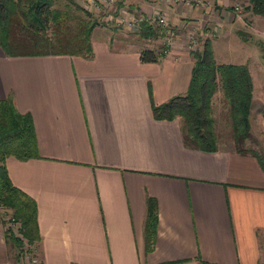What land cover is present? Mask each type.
<instances>
[{
    "label": "crops",
    "instance_id": "1",
    "mask_svg": "<svg viewBox=\"0 0 264 264\" xmlns=\"http://www.w3.org/2000/svg\"><path fill=\"white\" fill-rule=\"evenodd\" d=\"M234 1L213 0L221 7L214 11L206 4L117 1L154 26L165 17L170 46L162 27L163 34L141 38L139 23L127 30L96 25L90 54L9 55L0 46V100L10 98L31 116L37 139L38 157L9 156L5 166L12 184L36 202L40 238L32 250L42 264H264V171L257 158L218 141L215 151L193 148L181 117L159 120L152 111L187 91L189 33L246 30L244 18L228 9ZM245 15L264 34V16ZM233 46L238 54L245 43ZM143 48L167 49L157 62H142ZM148 198L158 211L150 252ZM5 228L1 223L0 264H19Z\"/></svg>",
    "mask_w": 264,
    "mask_h": 264
},
{
    "label": "trees",
    "instance_id": "2",
    "mask_svg": "<svg viewBox=\"0 0 264 264\" xmlns=\"http://www.w3.org/2000/svg\"><path fill=\"white\" fill-rule=\"evenodd\" d=\"M56 2L0 0V46L6 54L91 53L90 34L99 23L91 19L82 21L76 17V24H72L69 20L75 16L68 10L55 7ZM120 5L118 3L117 10ZM245 9L252 14L264 16V0H248ZM12 28H16V32H12ZM138 28L137 34L144 39L163 34L161 26H154L148 19H142ZM54 46L58 47L57 50ZM166 49L156 51L143 48L139 53L140 60L157 62ZM192 54L194 64L187 91L160 105H153L154 118L172 120L181 117L185 143L202 151H215L217 139L212 128L210 101L219 87L228 107L236 150L253 154L264 171V156L241 147V143L250 136L249 115L253 96V83L247 64L216 63L208 38ZM9 156L26 160L38 157L39 154L31 116L20 113L12 100L7 98L0 100V224L4 223L2 209L9 210V218L17 227L16 232L6 227L4 235L20 252L24 241L33 245L40 238L37 205L32 197L12 184L5 166ZM157 222L156 200L148 198L144 225L146 252L153 250Z\"/></svg>",
    "mask_w": 264,
    "mask_h": 264
},
{
    "label": "rangeland",
    "instance_id": "3",
    "mask_svg": "<svg viewBox=\"0 0 264 264\" xmlns=\"http://www.w3.org/2000/svg\"><path fill=\"white\" fill-rule=\"evenodd\" d=\"M204 3L206 6L210 7L212 11L221 8L216 4V2H213V0H205ZM55 7L71 12V14L75 16L73 19L69 20L72 24H76V17H79L82 21L91 19L97 21L99 24H103L107 30H111L112 27H118L119 29L124 28L127 30L128 28L118 24L117 20L121 17L125 18L128 13L131 14L128 8H120L117 10L116 3L112 7H105L104 4H99L97 9V7L92 4L91 0H57ZM236 8L238 10H236ZM228 9L233 11L234 17L239 14L242 18H244L250 28L246 25V30H234L232 31L233 33L226 36L223 28L216 30L215 32L210 31L207 36H204L194 30L191 34L198 39L196 49L201 48V44L205 38L210 39L211 44H214L215 47V54L213 58H215L219 64H236L239 63L240 60H244L246 56L248 57L247 66L251 71V78H253L252 106L249 115L250 136L241 143V147L264 156V34L256 32L257 29L255 22H253L255 24L251 25L249 17L245 15V11L247 10L245 9V4L242 0H235L232 6ZM86 12L89 15H87ZM263 23L264 22L261 24L263 25ZM15 30L16 28H12V32H16ZM239 40L245 43V46L242 50L238 51L237 54L235 52L237 51V48L232 50L230 47L233 48L234 43H237ZM57 48V46H54L55 50H57ZM219 89L220 88L218 87L210 101V115L213 119L212 128L219 144L222 146H235L234 130L229 118L228 107L221 89V93L217 94ZM9 213V210L2 209L4 226L11 227L16 232L17 224L10 220ZM32 246L33 245H28L24 241L20 248V257L23 258L27 256L26 258L29 259L31 257V253L33 252Z\"/></svg>",
    "mask_w": 264,
    "mask_h": 264
},
{
    "label": "built area",
    "instance_id": "4",
    "mask_svg": "<svg viewBox=\"0 0 264 264\" xmlns=\"http://www.w3.org/2000/svg\"><path fill=\"white\" fill-rule=\"evenodd\" d=\"M117 1L118 0H91L92 4H94L95 7H97V9L99 7V4H104L105 7H112L115 3H117ZM162 1L165 2L167 5L182 4V5H187V6H192V5L202 6L203 4H205L204 0H162ZM236 10L238 9L236 8ZM141 20L142 18L136 17V15H134L133 13L131 14L128 13V15L125 18L123 17L119 18L117 20V23L122 26H126L128 29H133ZM156 21L165 30L166 45L170 46L172 39H173L172 38L173 37L172 27L169 25L165 17L161 15L156 17ZM197 45H198L197 37L193 36L191 33L188 34L186 47L190 51H194ZM26 257H23V258L21 257L19 264H42L41 261L38 259V257L33 252L31 253V257L29 259Z\"/></svg>",
    "mask_w": 264,
    "mask_h": 264
}]
</instances>
